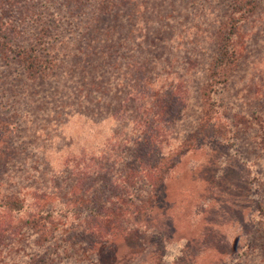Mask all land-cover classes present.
<instances>
[{"label": "rangeland", "instance_id": "374dc122", "mask_svg": "<svg viewBox=\"0 0 264 264\" xmlns=\"http://www.w3.org/2000/svg\"><path fill=\"white\" fill-rule=\"evenodd\" d=\"M87 2L85 7L95 8V3ZM234 2L125 0L117 15L106 19L94 9L78 14L72 0H0V205L17 200L23 207L14 212L0 206V264H29L38 258L34 254L50 264H181L192 257L193 264H264V0H254L252 10L237 20L235 59L226 81L209 93L208 101L219 117L217 137L206 128L203 144L179 157L171 178L157 187L159 203L174 202L171 210L177 217L194 221L188 231L176 225L168 243L156 244V256L155 250L136 248L131 237L126 243L119 239L115 245L93 249L88 232L72 229L86 221L77 222L82 216L66 212L72 206L61 202L63 188L79 177L77 196L88 185L99 188L96 183H111L109 192L118 193L126 184L140 186L135 169L143 160L150 159L153 165L156 156L137 159L125 139L134 140L155 125L153 110L140 119L145 110L154 109L153 101L164 105L159 127L167 131V140L195 131L199 92L211 88L206 71L216 31L219 35L242 15ZM68 8L73 9L71 14ZM58 11L63 13L54 24ZM42 42H54L53 49L46 52ZM10 43L37 44L42 59L58 58L56 67L45 77L24 69ZM97 73L104 83L100 98L91 83ZM128 92L135 99L131 96L121 104ZM173 106L183 108L174 122ZM175 145L169 139L161 148L167 153ZM81 148L96 152L91 156L103 164V172H97L98 167L94 174H60L67 153ZM70 165L67 162L64 168ZM39 196L53 209L47 228L40 231L28 218ZM249 222L259 233L249 237L243 256L231 260L199 249L194 232L200 227L232 241L249 233ZM252 247L258 255L250 256Z\"/></svg>", "mask_w": 264, "mask_h": 264}, {"label": "trees", "instance_id": "16d2710c", "mask_svg": "<svg viewBox=\"0 0 264 264\" xmlns=\"http://www.w3.org/2000/svg\"><path fill=\"white\" fill-rule=\"evenodd\" d=\"M87 1L95 3V8L85 7L84 2L88 3ZM72 2L77 6L76 9L78 14L83 11L85 14V11L94 9L95 15L109 19L117 15L116 13L118 12V9L125 0H72ZM235 3L237 4V7L234 8L233 6V8L240 11V14L242 15L236 19L235 23H230L228 28L225 31H221L219 35H217L219 31H216L214 55L209 65L210 67H208L206 71V85L211 88L206 91L202 89L199 92L197 105L199 119L198 123L193 127L195 131L187 132L182 138L170 136L169 139L174 140L176 145L172 150L164 153L161 147L167 146L169 139L167 140L165 138L168 136L166 135L167 131L160 128L159 125L162 124L160 119L162 115L165 114V109L163 108L164 105L161 104L159 100L156 102L153 101L152 106L154 109L149 108L147 111L145 110V112L140 115V119L143 120V116H145L146 112L153 110V117H156V121H154L155 125L152 124V128L150 127L148 131L140 133L134 140H128L130 137L125 139V144L129 142V145L133 148L132 154L135 155L137 159L142 156L146 158L149 154L156 156L153 165L150 166V159H148V161L143 160L135 169L138 172V181H136V183H140V186L134 187L133 185L126 184V186L121 187L122 192L118 193V191L109 192V184L111 183H96L99 188L93 190V186L88 185L81 196H77L79 190L76 192V183H79V177L75 180L72 179V184H67L66 187L63 188L65 192L63 193L62 200L64 201L61 202L65 204L67 208L72 206L71 209H66V212H70L72 215L80 214L82 218H78L77 222H80V220L86 221L84 225L76 224L72 229L77 232H88L91 238L89 240L91 248L98 249L100 245H106L108 243H113L115 245V242L119 241V239L126 243L131 237V239H134L135 241L136 248L142 247V251L155 250L153 251V255L156 256L159 250L157 249L158 247H156V244L163 245L168 243L176 232V225H179L180 223L181 225H179V227H185L187 228L186 231H188L189 226L195 224L194 221H189L187 217L186 219L181 218L183 215L177 217L174 208L171 210L172 206L174 207V202L166 201L159 203L157 201V187L161 180L171 178V172L175 169L176 164L180 162L179 157L185 155V152H187L188 149L203 144V141L206 140V133H203L206 128L215 132L219 117L217 116L218 112L215 111L212 106L213 104L208 101L210 98L209 93L212 88L215 90L219 88L227 79L226 72L235 59L233 36L236 31L237 20L246 17V15L252 10L254 0H236L234 4ZM240 3L242 4L238 5ZM71 10L73 9L68 8V14H71ZM62 13L63 11L55 13V16L57 15L59 17L54 18V24H59ZM93 22H95V20H93ZM105 23L106 21L103 24ZM59 42H56L55 45L61 43ZM42 43V46L47 49L46 52L49 53L50 51L48 50L53 49L52 46H54V42ZM3 45L6 46L8 44L5 42ZM9 46L15 54V60L21 62L24 69H34V71L39 73L41 77L48 76L52 68L56 67L55 62L58 61V58L56 59V56H46V58L42 59V55H39L40 52L37 51V44L27 45L10 43ZM100 76L101 75L97 73L94 77L96 78L95 83L94 80H91V83L96 86L95 94L97 98H100L98 92L104 93V83H100ZM173 91L174 89L171 90L170 94L173 93ZM136 93L141 94L140 91H136ZM131 96H133L132 93L128 92L124 98L119 100L120 103L122 104L130 99H135L136 97L133 96L132 98ZM149 97L152 98V95L150 94ZM176 98L180 97L178 96ZM179 101L180 99H176L178 105H180ZM120 107H123V105ZM173 107L174 111H172L171 115L172 122L175 121L177 115L180 116V110L183 109H179V106ZM213 137H217L216 132ZM137 151H139L138 155H136ZM91 154L95 155L96 152L86 151L85 148L78 149L75 152H68L65 156V160L63 159L64 166L59 169V173L64 175L67 172V175H74L75 172L74 177H76L79 174L84 175L89 172L94 174L93 172H96L98 170L96 168L98 167L99 171L97 172H103V164L98 162L97 159H94V156L92 157ZM67 162H70V168H64ZM89 162H92L93 166H91V163L89 166ZM98 174L99 173H96L95 175ZM121 176L123 177L124 175L121 174ZM63 178L66 180L68 176ZM125 180V182L128 183L130 179ZM122 181H124V179H122ZM100 187H102L101 191ZM58 188L59 187H55L56 190H58ZM141 192L143 195H141ZM183 197L184 196L181 197V200H183ZM35 200H37V202L34 204V211H31V214L28 217L30 218L29 223L39 231L42 229L45 230L47 228V223H49L46 219L53 209L48 208V206L41 203L42 197H35ZM195 202L198 206L202 203L199 198L196 199ZM195 202L193 206L195 205ZM3 204L4 205L0 206L5 207L8 211L19 212L23 208L21 206L22 204L17 200L3 201ZM198 208H200V206ZM180 210L181 214L185 215V213H183L185 210L183 208H180ZM249 224L251 227L249 233L244 232V237L240 239L233 237L235 239L232 241L227 237L221 238L218 234H214L212 230L204 227H200L198 233L194 232V235L195 238H197L196 241L200 243L199 249H211L218 254H221V256H230L231 260H234L236 257L238 258L246 254L250 243L249 237H251L252 234L255 235L259 233L256 226L251 225L250 222ZM169 233L171 235H169ZM217 236H219L220 239L216 240ZM194 241L195 239L190 240L189 242ZM217 242L225 243L226 246L220 247ZM228 242L230 245L229 248H227ZM255 249L256 247H252V254L250 256H253V254L258 255L259 251L255 252ZM138 253L139 252H136V254ZM34 255L38 256L37 260L33 259L29 264H50L46 261H42L41 256ZM188 255L191 258L192 255L190 253ZM101 257L104 258V256ZM193 258L194 257H192L191 260H184L181 264H185L188 261L190 264H193Z\"/></svg>", "mask_w": 264, "mask_h": 264}]
</instances>
